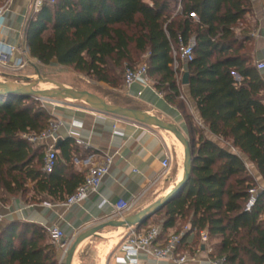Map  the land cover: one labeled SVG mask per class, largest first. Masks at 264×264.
Returning <instances> with one entry per match:
<instances>
[{
    "label": "trees",
    "instance_id": "obj_1",
    "mask_svg": "<svg viewBox=\"0 0 264 264\" xmlns=\"http://www.w3.org/2000/svg\"><path fill=\"white\" fill-rule=\"evenodd\" d=\"M252 17L251 0H57L34 14L26 29L31 57L40 64L71 67L115 88L122 85L125 65L148 55L155 89L182 112L197 137L195 144L190 141L189 181L156 215L163 216L166 229L183 221L207 231L212 242L220 239L215 255L228 264H264V191L255 208L245 211L257 181L243 157L264 179V79L254 61L258 25ZM190 41L194 59L185 73L202 125L185 112V73L182 65L173 67V50ZM52 120L38 99L0 96L2 204L11 197L30 204L65 203L84 183L85 171L74 166L73 139L58 145L56 166L46 173L45 148L23 137L41 135ZM205 128L225 146L207 138ZM147 226L146 221L139 228ZM0 264L64 263L46 228L12 221L0 233Z\"/></svg>",
    "mask_w": 264,
    "mask_h": 264
},
{
    "label": "crops",
    "instance_id": "obj_2",
    "mask_svg": "<svg viewBox=\"0 0 264 264\" xmlns=\"http://www.w3.org/2000/svg\"><path fill=\"white\" fill-rule=\"evenodd\" d=\"M29 1L6 0L5 2L8 3L9 9L5 15L4 34L7 35L9 43H15L17 39L15 32L24 23V14ZM251 2L253 6L251 20L252 23L258 25L257 32L261 33L264 0H251ZM254 41V61H258L264 58V41L261 35H256ZM261 74L264 79V72ZM140 88V85H135L133 93L138 92ZM181 92L182 99L192 116L199 125H202L200 112L190 95L189 86H181ZM136 101L141 103L146 111L163 120L181 117L182 121H185L182 112L177 107L168 104L162 96L159 97L150 90H145L142 98ZM57 118L63 124L59 130L60 142L67 138L74 140L77 150L73 160L75 169L85 171V175H87L90 167L104 164L108 158H111L110 172L104 177L98 193L89 195L80 204L71 206L58 202L30 204L24 202L20 197H11L6 204L0 202V216L2 217L0 233L7 223L12 221L35 223L46 229L58 226L64 233L65 246H69L71 240L86 230L112 219H121L120 216L114 215L112 207V204L118 200L134 201L132 211L133 214H136L165 196L181 180L183 161L181 158L179 159L176 149L171 146L169 147L173 159L168 172L162 173L161 161L164 158L168 142L160 134V130L156 131L153 130V127L142 126L130 120L99 114L81 106L61 108L57 110ZM205 136L219 145L225 146L222 140L213 136L206 128ZM243 158L245 162H249L246 157ZM250 164L258 185L264 188L263 177L255 165ZM129 215L132 214H126L124 217ZM164 222L163 218L160 223ZM176 231V226L166 229L167 234ZM195 237L197 236L187 238L179 251L180 254L192 251L198 245V242H194ZM95 238L97 237L85 241L79 247L75 261L78 254L81 251L84 254L85 247ZM219 242L220 239L213 240L214 245ZM114 243L108 249L99 248L97 257L101 260L100 264H133L119 249L118 243ZM63 252V248H57V258L60 263ZM137 264L175 263L169 260L157 261L154 258L141 255ZM184 264L209 263L207 258L202 255L196 262L189 261Z\"/></svg>",
    "mask_w": 264,
    "mask_h": 264
},
{
    "label": "built area",
    "instance_id": "obj_3",
    "mask_svg": "<svg viewBox=\"0 0 264 264\" xmlns=\"http://www.w3.org/2000/svg\"><path fill=\"white\" fill-rule=\"evenodd\" d=\"M57 0H30L24 14V23L20 29L15 32L17 39L15 43H9L7 35L4 34L5 15L8 12V3L0 6V66L9 71H20L27 67L40 64L33 59L30 54L28 41L26 38V29L30 19L34 14L40 11L45 5H54ZM262 32H255L253 35H261L264 41V18H262ZM173 67L177 70L182 65L181 73L186 72V66L194 59V43L190 41L187 45L181 42L178 50H173ZM258 71L264 72V58L255 62ZM140 85L138 92L133 93L135 85ZM145 90H150L159 97L163 95L158 92L154 83L148 74V65L142 64L136 68L127 67L124 73L123 93L135 100H140ZM46 108L48 114L52 117L49 128L41 135H24L32 145L45 148V159L43 170L51 173L58 159V144L60 142L59 130L63 125L57 118V110L61 109L62 102L40 100ZM166 151L161 161L162 173L166 174L170 168L173 155L170 147L166 143ZM178 154V153H177ZM180 158V156L178 155ZM111 158H108L104 164L90 167L84 183L70 196L64 203L66 206L80 204L91 194L98 193L102 181L110 172ZM247 170L253 175L252 166L245 162ZM254 176V175H253ZM255 178V177H254ZM256 180V179H255ZM264 191L261 186H253L248 191V200L245 205V211L251 212L257 202L259 195ZM115 216L124 217L131 212L134 207V201L120 199L112 204ZM2 217L0 216V222ZM50 240L58 247H64V233L58 226L48 228ZM197 236L198 245L189 252L179 253L187 238ZM119 249L126 254L129 262L137 264L141 255L154 258L157 261H172L175 264H184L186 262H196L198 257L205 256L209 264H228L225 257L218 258L215 255V245L212 242L207 231H198L187 225L183 230L167 234L164 223L157 225H148L145 228L135 227L126 230L120 243Z\"/></svg>",
    "mask_w": 264,
    "mask_h": 264
},
{
    "label": "water",
    "instance_id": "obj_4",
    "mask_svg": "<svg viewBox=\"0 0 264 264\" xmlns=\"http://www.w3.org/2000/svg\"><path fill=\"white\" fill-rule=\"evenodd\" d=\"M37 74V80L31 81L30 78H27L26 83L0 81V96L16 95L26 98L62 103L67 100L80 102L86 105L89 110L96 113L109 115L124 120H130L142 126L154 127L161 131L172 133L184 147L183 175L175 187L148 208L121 219L109 220L94 226L77 236L69 250L66 252L63 262L64 264H74L79 247L85 241L94 237H100L101 233L107 228H123L124 230H129L139 227L156 215L172 199L179 195V193L184 189L187 182L189 181L192 173L194 160L192 155V145L182 128L176 123L163 120L146 110L127 108L120 105L111 104L104 98L94 93L66 87L63 84L57 83L55 81L41 78L38 71ZM40 84H50L53 86V88L39 89L38 86ZM188 84L189 74L185 73L182 77V85L188 86ZM60 144L61 142H59L58 145Z\"/></svg>",
    "mask_w": 264,
    "mask_h": 264
},
{
    "label": "rangeland",
    "instance_id": "obj_5",
    "mask_svg": "<svg viewBox=\"0 0 264 264\" xmlns=\"http://www.w3.org/2000/svg\"><path fill=\"white\" fill-rule=\"evenodd\" d=\"M181 6L178 5V10H180ZM147 58L148 55L147 54H143L141 57H139L138 59L134 60V62L132 64H126L125 68L128 67L129 65L132 66H139L142 64H147ZM37 71L40 75L41 78L43 79H47V80H52L55 81L57 83L63 84L66 87H70V88H74L76 90H83V91H88L91 93H94L102 98H104L107 102L111 103V104H116V105H120L123 107H127V108H135V109H141V110H145V108L143 107V105L139 102H137L135 99H132L128 96H126L123 93V74L121 72V82L122 85L119 88H115L112 87L108 84L105 83H100L95 81L94 79L86 76L85 74H81L76 72L73 68L71 67H61L59 66L57 63H53L50 66H42L41 64H37L35 66H31V67H27L23 70L20 71H9L3 67L0 66V81H7V82H18V83H26V79L30 78L31 81H35L37 80ZM7 79V80H4ZM39 89H50L53 88L52 85L50 84H40L38 86ZM61 105L62 108L64 109H68L70 107H76V106H81V107H85L88 109V107L80 102H74V101H64ZM60 110V109H59ZM186 113H191L189 108L186 107ZM185 114V113H184ZM183 118L179 117L178 119H174V118H169L166 119V121L168 122H173L176 123L177 125H179L182 130L184 131V133L186 134L187 138L192 141L193 144H195L197 137L194 135H191L189 133V130L187 129V125H185V121H182ZM153 130L159 131V129L154 128ZM160 134H162L163 138H165L166 142H168V146H171L173 149H176L178 155L181 158L179 149L177 147V145L175 144V142L172 140V138L170 137V135L164 131H159ZM179 158V159H180ZM258 185V183H257ZM134 212L131 211L128 214H133ZM163 220V216L162 215H154L152 218H150L147 221L148 225H157L160 224V222ZM187 222H181L178 221V223L176 224V230L177 231H181L183 230L186 226H187ZM117 229H106L104 232H102L101 234H111L113 235L112 238L110 239H106L104 237H97L95 239H93L91 241V243H88V245L85 247V252L84 254L81 256L80 261L83 264H100L101 260L97 257V252L99 251V248L102 249H108L109 246H113V244L116 243H120L122 240V237L124 236L126 230L120 231L119 233H117ZM75 240V239H74ZM74 240H71V243L69 244V246H64L61 247L63 248V258H62V262H64V258L66 255V252L69 250L70 246L73 244ZM114 241V242H113ZM198 242L197 237H195L194 242ZM58 248V246H57ZM83 259V260H81ZM80 262V264H82ZM78 256L76 258V264H78Z\"/></svg>",
    "mask_w": 264,
    "mask_h": 264
},
{
    "label": "bare ground",
    "instance_id": "obj_6",
    "mask_svg": "<svg viewBox=\"0 0 264 264\" xmlns=\"http://www.w3.org/2000/svg\"><path fill=\"white\" fill-rule=\"evenodd\" d=\"M71 102V100H68V102ZM167 133V132H166ZM170 135V137L172 138V140L175 142V144L177 145L178 149H179V152H180V155H181V160L183 161L184 160V147L183 145L176 139V137L172 134V133H168ZM182 175H183V164H182V171H181ZM124 229L123 228H119L117 229V233H119L120 231H123ZM104 238L106 239H110L113 237V235L111 234H104L102 235ZM74 264H76V261L74 262Z\"/></svg>",
    "mask_w": 264,
    "mask_h": 264
}]
</instances>
